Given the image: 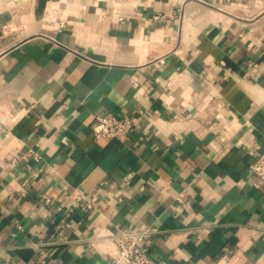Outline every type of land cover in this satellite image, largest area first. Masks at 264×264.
<instances>
[{
	"label": "crops",
	"instance_id": "obj_1",
	"mask_svg": "<svg viewBox=\"0 0 264 264\" xmlns=\"http://www.w3.org/2000/svg\"><path fill=\"white\" fill-rule=\"evenodd\" d=\"M263 150L264 0H0V264H264Z\"/></svg>",
	"mask_w": 264,
	"mask_h": 264
},
{
	"label": "built area",
	"instance_id": "obj_2",
	"mask_svg": "<svg viewBox=\"0 0 264 264\" xmlns=\"http://www.w3.org/2000/svg\"><path fill=\"white\" fill-rule=\"evenodd\" d=\"M133 122L134 119L128 114H97L92 122V131L96 138L125 139ZM249 171L255 185L264 189V150L250 163ZM87 197L86 191L80 188L76 198L87 200L88 206H94V200ZM146 235L147 230L128 227L118 230L112 235L115 252L106 264H169L166 258L154 256L144 248L143 240Z\"/></svg>",
	"mask_w": 264,
	"mask_h": 264
}]
</instances>
